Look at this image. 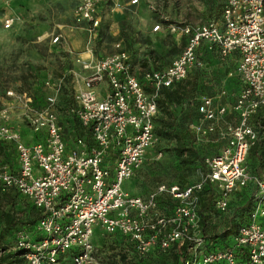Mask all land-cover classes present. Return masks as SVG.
Returning <instances> with one entry per match:
<instances>
[{
	"label": "built area",
	"instance_id": "2783aa9c",
	"mask_svg": "<svg viewBox=\"0 0 264 264\" xmlns=\"http://www.w3.org/2000/svg\"><path fill=\"white\" fill-rule=\"evenodd\" d=\"M104 1L81 0L73 19V26L87 35L89 59L76 58L85 74L69 112L90 130L91 146L82 138L72 147L65 141L60 116L63 80L52 86L53 93L41 109L33 106L28 93L21 96L23 118L35 135H42V141H23L21 132L10 124V109L0 110V143L14 145L18 164L0 160V190L18 192L40 212L34 229L40 238L33 239L26 230L16 234L15 249L23 251L24 264H99L93 243L98 230L121 234L141 256L157 245L166 251L189 243L192 257L185 264H264V181L246 165L258 139L252 119L264 109V0H224L220 18L194 26L169 25L171 33L187 38L186 46L168 67L148 70L142 79L121 41L114 52L94 56ZM12 23L7 20L5 28ZM161 29L157 24L153 30ZM62 38L57 34L53 44L60 45ZM203 43L216 47L223 59L235 52L240 55L236 74L242 90L233 106H218L212 97H202L198 104L199 114L210 122L196 128L199 134L214 132L220 120L234 117V124L226 123L227 144L205 161L206 172L196 184L160 185L146 199L133 196L123 184L135 176L158 142L155 120L161 93L202 66L198 50ZM7 95L15 96L13 91ZM208 187L219 192L216 203L223 212H231L230 202L238 192L258 190L255 207L245 222H239L232 243L211 252L196 235L199 205ZM163 195L176 201L169 214L156 211ZM227 215L234 216L233 212Z\"/></svg>",
	"mask_w": 264,
	"mask_h": 264
},
{
	"label": "rangeland",
	"instance_id": "374dc122",
	"mask_svg": "<svg viewBox=\"0 0 264 264\" xmlns=\"http://www.w3.org/2000/svg\"><path fill=\"white\" fill-rule=\"evenodd\" d=\"M72 2L73 0H65L64 3L58 0H0V110L11 107L10 122L15 121L16 114L24 113L25 107L19 103L23 101L21 96L25 92L31 94L36 84L45 82L44 88L47 93L48 91L53 93L52 86L63 80L66 85L71 86L74 94L83 81V78L74 72V65L67 56L68 53L63 50L57 52V45L52 42L60 28L57 22L59 25L71 23L69 13ZM117 2L122 3V5L116 3V7L121 10L120 17L107 22L106 40L97 50L99 54H110L114 52V45L121 41L138 72L140 68L149 69V64L147 65L142 57L147 53L155 54L152 51L155 41L148 35L155 25L160 24L162 28L157 31L159 33L153 31L159 35L155 44L157 50L165 54L164 57L159 55V58L163 61L168 60L180 51L173 35L169 33L168 26L202 24L220 13L224 0H137L136 4H132L131 0H117ZM61 15L64 18H60ZM7 20H13L10 28H5ZM162 30L166 33L163 34ZM155 68L162 70L154 66ZM9 91H13L15 96L9 97L7 95ZM147 92H151V89H147ZM166 92L168 91L161 93V100ZM189 92L188 103L184 100L182 105L175 104L170 108L164 105L160 109L155 120L158 142L149 151L145 163L135 176L125 182H129L128 186L125 188V183L123 184V189L129 194L146 199L156 192L160 185L182 187L196 184L206 172L205 161L226 146V123L234 124V119L220 120L216 131L206 135L199 134L196 128L207 127L210 122L204 121L197 112V105L201 99L197 84L191 86ZM187 118H190V124H187ZM22 125L29 127L26 122L20 123V126ZM14 127L19 128L16 125ZM24 137L28 139L30 136L24 134ZM261 140H264V134ZM181 144L188 148L192 147L194 152L185 151L180 156L176 148H180ZM262 154H264V141L262 150L249 158V165L254 175L264 181V157H259ZM205 190L209 191L201 198L199 205L201 218L199 232H196V235L206 242L208 237L220 235L228 228L227 214L230 213L218 209L216 202L220 195L216 188L208 187ZM257 192L256 188H252L248 193L238 192L236 194L238 196H234L236 202H232L233 208L239 210V214H245L249 201L253 200V208L255 207ZM166 197L168 196L163 195L158 201L165 200ZM175 204L174 202V206ZM173 208L168 207L164 210L158 203L156 211L159 214H169L167 212L170 210L172 212ZM6 214H13L19 222L16 227L8 231L4 230L3 217ZM38 214L40 213L35 206L18 192L0 190V236L2 235L0 248H5L7 252L12 251L16 245L15 230L33 228L38 220ZM202 217L206 218L204 225L201 221ZM261 223L264 226V218L261 219ZM93 243L97 249L95 258L99 264H133L136 259L133 258L132 250L138 254L134 243L127 239L125 242L120 241L116 236L105 234L100 230L95 232ZM155 248L164 253L172 249L164 251L158 245ZM173 248H176L177 254L186 251L185 246ZM187 256L184 262L192 257V253L187 251ZM166 264H172V260L170 259Z\"/></svg>",
	"mask_w": 264,
	"mask_h": 264
},
{
	"label": "crops",
	"instance_id": "0c3cea01",
	"mask_svg": "<svg viewBox=\"0 0 264 264\" xmlns=\"http://www.w3.org/2000/svg\"><path fill=\"white\" fill-rule=\"evenodd\" d=\"M58 1H60V3L65 2V0H58ZM80 2L81 0H73L72 2V8L69 13V17L70 19H72L71 23H67V24L62 23L59 25L58 24L59 22H57V26L60 27L59 30H57V34L61 33L63 35L61 44L57 45V52L59 50L60 51L63 50L66 53H68L69 58L74 65V72L78 76L82 77L83 74H85L83 71V67L81 64H78L75 61L77 57H81L83 60L89 59V55L87 52L88 50L87 35L82 30L77 29L76 27L73 26L74 10L80 4ZM116 3L120 4L121 2L118 3L117 0H105L102 6L100 7V14L102 16L103 23L104 24L106 23V26H107V22H112L113 19H119L120 17L121 10L118 7H116L117 5ZM120 5H122V3ZM60 18H64V17L61 15ZM188 25L194 26L195 24H188ZM154 27L152 28V30L154 29ZM153 31L152 32L149 31L148 35L152 40L155 41L152 47V51H154L155 54L147 53L144 55V57H142L145 63H147V65L149 64L148 65L149 69L142 70L140 68V70L138 69L137 72L134 66L135 72L138 74V77H140L141 79L146 71L151 69L158 70L156 68L154 69V66L159 69L162 68V70L168 67L171 64L172 60H174L184 50L186 46V42H187L186 37H183L180 34L171 33L168 30L169 33L173 35L174 42L177 45H179L180 51L175 55H173L172 57L168 58V60L163 61V59L161 60L159 58L160 57L159 55H163L161 57H164L165 54H162L163 52L157 50V47L155 46L159 36L157 33L159 32L154 33L155 31L154 32ZM161 32H163V34L166 33L164 30H162ZM198 56L199 59L202 61V66L194 68L185 80L178 83L182 85V92L184 90L186 92H189L190 87L197 84L200 92V98L212 97L215 99L216 104L218 106L219 105L233 106V104L235 103L237 97L239 96L242 90V83L239 80L238 75L236 74V69L239 63L240 55L237 52H235L231 54L229 57L223 59L219 53V50L216 47L210 46L207 43H203L201 48L198 50ZM156 57L158 58V60ZM168 61H170L169 64H167ZM178 84H175L173 86L174 91L176 90V86ZM82 85H83V81L80 82V85L77 89L81 88ZM147 89L149 90L151 88L148 87ZM171 89L167 91L169 92ZM50 94H52V92L50 93V91H48V95ZM29 95L31 96V94ZM19 103H22L24 105V100L20 101ZM8 108L10 109L11 107L9 106ZM23 114H24L23 112H21V114H16L15 121L10 122V124L19 127L20 123L22 122L25 123L26 121L23 118ZM20 115H22L21 116L22 118H20ZM229 118L234 119L233 116L232 117L229 116ZM18 130L21 132L23 136V141L26 140L24 134L27 133L31 138L30 140L33 139V136L30 135L29 127L22 125L18 128ZM2 145L5 147L2 149L0 148V160L3 162H9L11 165L17 167L18 165L17 153L14 145L11 144H2ZM128 184L129 182L125 183L124 187L126 188ZM235 197H237V195ZM235 197L233 196L231 200V204L233 201H235L234 200ZM234 211L236 210L232 208L231 212H233V214ZM33 229H35V226L33 227ZM35 237L40 238L41 235L36 232Z\"/></svg>",
	"mask_w": 264,
	"mask_h": 264
},
{
	"label": "trees",
	"instance_id": "16d2710c",
	"mask_svg": "<svg viewBox=\"0 0 264 264\" xmlns=\"http://www.w3.org/2000/svg\"><path fill=\"white\" fill-rule=\"evenodd\" d=\"M223 5H224V2L222 3L220 13H218L217 15H214L212 18L217 19V18L221 17ZM106 32H107V26L104 23H102V26H101L100 31H99V37L96 41L95 48H94V55L96 57H101L103 55V54L102 55L99 54L97 48L101 43H103L106 40V34H107ZM67 56L69 57L68 54H67ZM178 83H180V82H178ZM178 83H176V84H178ZM44 87H45V82H41V83L36 84V86H34L33 89L31 90V95H32V99H33V106L36 108L41 109L46 105V99L48 97V93L46 91V88H44ZM72 93L73 92H72L71 86L66 85L64 90H63L62 96L60 98V104H61L60 105V116H61V120H62L61 123L64 127L65 141L68 143L69 147L70 146L72 147L77 142V139L82 138V139H85L88 146H91L92 137H91L90 130H85L81 126L78 118L69 112L70 108L73 106V99H72L73 94ZM189 95H190V92H186L185 90L182 92V85L178 84L176 86L175 91L172 87V89L169 92H166V94L162 100H161V98L158 100L159 110L164 105L166 108H170L172 105H175V104L182 105L181 104L182 101L189 99ZM197 112H198V105H197ZM186 121L188 122L187 124L191 123V122H189L190 118H187ZM252 124L255 126V130L258 134V139L255 141V143L252 145V147L249 150L246 165H247L249 172L252 175H254V172L252 171V169L250 168V165H249L250 164L249 158L254 156V155H257L259 153V151H261L263 148V141L264 140H261V139H262V135L264 134V109L260 110L259 113L253 117ZM155 128H156V126H155ZM155 133L157 135L156 129H155ZM27 135L29 136L28 133H27ZM30 135L33 136V139L30 140L31 139L30 137H29V139H26V141H28L27 142L28 144L39 142V141L43 140L42 135H37V134L35 135L31 130H30ZM4 147L5 146L0 144L1 149ZM176 150L179 152L180 156L185 151L194 152V149L192 147L188 148V147L184 146V144H181L180 148H176ZM259 157H261V158L264 157V154L260 155ZM184 186H187V185H184ZM184 186H182V187H184ZM252 188L253 187L245 189L244 190L245 192L241 191L239 193L240 194L241 193L242 194L248 193ZM208 191L209 190H204L203 194L208 192ZM166 198L167 199H165V200L160 199L158 201L159 207L164 209V210H166L168 207L173 208L174 202L176 203V201L171 202L172 199H170L168 197H166ZM168 199H169V201H168ZM248 205H249V207L245 211V214H239V210H236V211H234V216H232V217H230L229 215L227 216L229 218V226L223 233H221L220 235H216V236H212V237L207 238L206 242L208 243L207 244V246H208L207 251L208 252L227 248L232 243V237L235 235V233L237 231L239 222H245L246 219L248 218V215L251 214V212H252V209L254 206L253 200L249 201ZM232 208H233V206L230 202L229 210H232ZM170 211L167 213H170ZM227 212H229V211H227ZM229 213L231 214V212H229ZM218 215L220 216L221 214H218ZM202 218L203 219L201 221H202V224L204 225L206 218H204V217H202ZM39 219H40V214H38V220ZM3 220L5 222V228H4L5 231L12 229L19 224L16 216H14L13 214H6L3 217ZM230 225H231V227H230ZM19 231H20L19 229L15 230V241H16V233H18ZM26 231L31 233V237H35L36 234L34 233L33 228H27ZM114 236H116V238L120 239V241L122 240L123 242H125V238L121 234H115ZM35 239H37V238L35 237ZM1 244H2V235L0 236V246H1ZM184 246H185L184 249L186 251L182 254H179V253L177 254V252L175 250L176 248H172L169 252H165V253L162 252L161 250L155 248L150 254H148L145 257L138 255L137 253H135L134 250H132L133 251L132 252L133 258L136 259L132 263L133 264H164V263L166 264V263H169V261L171 259L172 264H184L185 259L188 257L187 251L189 248V243L184 244ZM0 264H24L23 251L14 248L12 251L7 252V250L5 248H0Z\"/></svg>",
	"mask_w": 264,
	"mask_h": 264
}]
</instances>
